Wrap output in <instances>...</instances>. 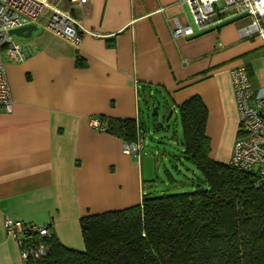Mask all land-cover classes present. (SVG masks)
<instances>
[{
  "label": "crops",
  "instance_id": "crops-1",
  "mask_svg": "<svg viewBox=\"0 0 264 264\" xmlns=\"http://www.w3.org/2000/svg\"><path fill=\"white\" fill-rule=\"evenodd\" d=\"M59 3L80 23V48L49 33L42 18L31 40L17 41L22 61L4 56L14 110L0 112V264H24L5 218L48 227L61 244L84 251V217L138 206L155 185L143 157L125 155L124 141L91 128V118L141 122L146 145L142 103L149 108L156 97L179 114L200 98L211 158L230 164L240 124L232 71L246 68L255 94L264 95V39L240 37L247 17L217 16L204 31L175 39L171 21L190 23L183 0ZM153 109L149 120L164 130L166 116Z\"/></svg>",
  "mask_w": 264,
  "mask_h": 264
},
{
  "label": "trees",
  "instance_id": "trees-1",
  "mask_svg": "<svg viewBox=\"0 0 264 264\" xmlns=\"http://www.w3.org/2000/svg\"><path fill=\"white\" fill-rule=\"evenodd\" d=\"M179 115L184 157L206 187L144 195L138 206L84 217L85 250L68 248L54 236L41 264H264V181L257 186L252 174L211 158L209 114L200 98L182 105ZM103 123L124 143L143 136L141 122Z\"/></svg>",
  "mask_w": 264,
  "mask_h": 264
},
{
  "label": "built area",
  "instance_id": "built-area-1",
  "mask_svg": "<svg viewBox=\"0 0 264 264\" xmlns=\"http://www.w3.org/2000/svg\"><path fill=\"white\" fill-rule=\"evenodd\" d=\"M78 6L88 0H75ZM190 23L183 25L172 20L175 39L194 36L213 24L214 18L227 15H246L248 23L240 29L244 40L260 36L264 39V0H183ZM163 10H160L162 12ZM46 18V30L75 48L84 41L79 21L72 8H62L59 0H0V112L10 114L14 110L11 87L7 78L4 56L22 61V47L15 41L13 31L37 25ZM170 22V20H169ZM94 37L97 34L90 33ZM232 83L240 118L239 137L234 145L230 165L254 176L257 186L264 181V95H256L246 68L232 71ZM94 130L107 133L98 118H91ZM145 150L142 137L137 142L125 143L124 154L141 156ZM7 234L16 240L24 264H41L50 254V239L54 237L48 227H39L16 221L9 217L4 222ZM38 234V235H36ZM40 239V240H39Z\"/></svg>",
  "mask_w": 264,
  "mask_h": 264
},
{
  "label": "rangeland",
  "instance_id": "rangeland-1",
  "mask_svg": "<svg viewBox=\"0 0 264 264\" xmlns=\"http://www.w3.org/2000/svg\"><path fill=\"white\" fill-rule=\"evenodd\" d=\"M39 31H44L43 26L39 28ZM15 41L21 42L23 39L15 37ZM149 104V108L143 103L140 105L142 119L146 126V145L141 155L143 157L141 165L144 164L150 169L155 185L150 187V184H147L145 194L151 197H161L191 193L199 186L205 188L206 186L201 182L203 179L201 173L190 160L184 157L182 124L179 114L172 111L169 101L163 102L155 97ZM153 104L158 113L167 118L168 125L164 130H157L152 119L149 120V116L155 112ZM227 145L228 142H225L224 146ZM224 146L223 149H226ZM227 161L228 158H224L217 162L229 164Z\"/></svg>",
  "mask_w": 264,
  "mask_h": 264
},
{
  "label": "water",
  "instance_id": "water-1",
  "mask_svg": "<svg viewBox=\"0 0 264 264\" xmlns=\"http://www.w3.org/2000/svg\"><path fill=\"white\" fill-rule=\"evenodd\" d=\"M245 17H246V15L239 16V17H236L232 20H229V22H233V21L239 20L241 18H245ZM229 22H227V23H229ZM36 31H37V27L35 25H31V26L13 31V35L15 37H18V38L23 39L25 41H29V40H31L33 33Z\"/></svg>",
  "mask_w": 264,
  "mask_h": 264
}]
</instances>
